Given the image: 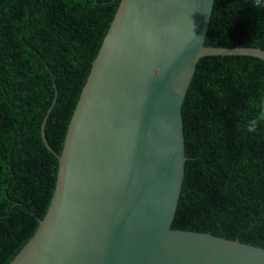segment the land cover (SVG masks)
<instances>
[{
    "label": "trees",
    "instance_id": "16d2710c",
    "mask_svg": "<svg viewBox=\"0 0 264 264\" xmlns=\"http://www.w3.org/2000/svg\"><path fill=\"white\" fill-rule=\"evenodd\" d=\"M120 0H0V264L35 234L68 124ZM214 0L205 45L264 50V0ZM264 62L201 58L182 105L172 227L264 248ZM56 95L55 102L53 99ZM49 110V112H48Z\"/></svg>",
    "mask_w": 264,
    "mask_h": 264
},
{
    "label": "water",
    "instance_id": "95a60500",
    "mask_svg": "<svg viewBox=\"0 0 264 264\" xmlns=\"http://www.w3.org/2000/svg\"><path fill=\"white\" fill-rule=\"evenodd\" d=\"M213 4L120 0L60 155L45 139L44 118L55 189L9 264H264V248L172 227L187 160L182 105L198 61L264 62L259 48L205 45Z\"/></svg>",
    "mask_w": 264,
    "mask_h": 264
},
{
    "label": "clouds",
    "instance_id": "9594fccd",
    "mask_svg": "<svg viewBox=\"0 0 264 264\" xmlns=\"http://www.w3.org/2000/svg\"><path fill=\"white\" fill-rule=\"evenodd\" d=\"M253 6L254 7H257V8L262 7V5L259 2V0H257V2ZM260 119H264V106L261 107V110H260V112L258 114V117L256 119H253L251 121L250 126L247 127V131L248 132H254L255 131L256 124H257L258 120H260Z\"/></svg>",
    "mask_w": 264,
    "mask_h": 264
}]
</instances>
